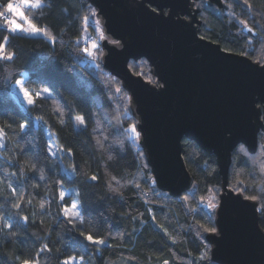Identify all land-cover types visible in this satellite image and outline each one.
I'll return each instance as SVG.
<instances>
[{"label":"trees","instance_id":"16d2710c","mask_svg":"<svg viewBox=\"0 0 264 264\" xmlns=\"http://www.w3.org/2000/svg\"><path fill=\"white\" fill-rule=\"evenodd\" d=\"M224 1L232 7L222 17L214 10L206 9L203 0L196 4L201 9V36L234 53L247 51L253 61L264 60V45L255 43L258 37L253 38L254 44L250 45L249 36L243 33L234 18L247 19L251 25L253 16L243 0ZM250 2L253 8L264 12V0ZM46 4L42 15L36 10H26V14L36 16L34 22L39 26L47 25L56 36L55 42L43 36L17 33L10 37L8 49L14 50L17 58L11 63L0 64V124L10 123L12 126L5 138L7 147L0 149L5 158L0 159V216L13 225L11 230L0 231V264H18L16 258L34 257L44 243L49 244L52 252L44 253L40 264H58L59 259L85 253L89 264H163L166 259L169 264H215L211 247L203 236L206 233L197 236V222L207 225L209 215L213 216L211 226L217 227L216 214L209 213L199 204L207 188L215 187L221 192L222 182L215 156L207 154L195 142L183 139L184 161L194 180V186L184 193L190 197L189 201L183 203L162 192L158 185L154 192L148 191L151 185L146 177L154 178V175L146 155L138 156L143 152L140 144L123 139L119 125L120 121L125 126L129 122L136 123L130 110L123 114L125 107L129 108L124 94H129L121 80L103 68L101 58L85 64L83 54L75 44L76 37L84 36L81 18L87 14L88 6L95 9L94 6L89 0H46ZM256 19L264 23L260 16ZM0 24H3L2 20ZM88 29L94 32L93 26ZM61 30H64L62 35ZM130 65L134 73L142 71L143 78L154 79L146 59L131 60ZM25 73V84L30 91L48 87L53 93L47 99L37 100L34 108H25L13 90L15 79H23ZM117 87L123 90L122 93L115 92ZM57 105L63 110V117L55 111ZM29 115L30 122L26 119ZM76 115L84 116L86 121L85 127L79 130L74 124ZM60 119H64L63 125ZM21 122L29 123L24 132L17 127ZM48 131L55 136L59 151L61 145L64 149H72V155L67 151L60 152L68 167L77 166L73 175L64 171L60 157L46 156ZM97 140L101 143L97 144ZM118 140H123V144L117 143ZM186 151L192 155L187 156ZM109 156L113 159L109 160ZM250 156L255 159L259 150ZM231 160L230 185L239 178L254 182L248 194L259 192L260 163L253 164L235 150ZM143 164H147V168H143ZM31 165L36 166L35 171ZM41 172L43 179L40 178ZM237 173H240L239 177ZM93 174L97 175V181L87 178ZM112 176L120 183L113 181ZM135 182L148 192L147 197L133 187ZM9 183L24 195V203L18 212L12 206L18 197L10 196ZM109 184L118 191H111ZM61 187L66 193L64 204L79 201L85 223L78 230H73L59 214L58 189ZM42 201L43 209L40 207ZM189 209L196 211L190 212ZM152 215L156 216L155 222ZM18 216L29 217L28 225L25 226ZM165 228L175 237L176 243L165 234ZM79 230L99 235L106 239V243L99 246V251L93 252V246L83 242ZM10 232L16 235H10ZM205 246L210 249V260L200 261L199 255L205 251Z\"/></svg>","mask_w":264,"mask_h":264},{"label":"water","instance_id":"95a60500","mask_svg":"<svg viewBox=\"0 0 264 264\" xmlns=\"http://www.w3.org/2000/svg\"><path fill=\"white\" fill-rule=\"evenodd\" d=\"M200 1L89 3L105 35L120 41V46L101 41L102 65L132 97L129 110L142 130L139 144L158 188L178 198L194 186L183 157V139L214 155L222 182L218 201L222 207L215 211L217 234L203 235L211 247L212 262L264 264V236L256 230L260 213L254 202L238 198L229 186L232 154L239 143H245L250 154L258 151L262 130L255 109L264 98V73L250 57L225 53L219 43L201 39L203 22L196 6ZM203 1L219 17L229 10L224 0ZM140 59L148 61L154 83L129 68L131 60ZM0 159L5 160L1 152Z\"/></svg>","mask_w":264,"mask_h":264},{"label":"snow or ice","instance_id":"6c2138e0","mask_svg":"<svg viewBox=\"0 0 264 264\" xmlns=\"http://www.w3.org/2000/svg\"><path fill=\"white\" fill-rule=\"evenodd\" d=\"M243 3L247 6L249 12L252 14L253 19L251 21V25L249 24V21L247 19H240L239 17L234 18L237 20V22L241 25V29L244 31H247L250 35L248 38V42L250 45L254 44L253 37H258L259 39L255 41V43H260L261 45H264V23H261V20L256 19L257 16H260L262 20H264V12H261L259 9L253 8V4L250 2V0H243ZM47 6L46 0H17V2H14V0H0V20L3 21V24H0V33H8L7 35L0 34V64L2 63H11L17 58V53L12 50L9 51V40L12 35H15L17 33L23 32L28 35H40L45 38H47L51 42H55L56 36L52 34L51 29L47 26H39L37 22H34L37 20L36 16H29L26 14V10H36L41 13L42 10ZM198 7V5H196ZM229 7H232L231 4H229ZM66 10V9H65ZM98 13L95 9H93L91 6H88L87 14L83 15L82 25H83V32L84 36L76 37L75 38V44L78 47L79 51L83 53L84 55H87L89 58H91L93 61H98L103 56V49L101 48L99 41L108 40L109 43L120 46L119 40H112L109 39L103 30L101 21L97 19ZM234 15V14H233ZM20 21H23L21 23ZM24 24H27V27H24ZM93 26V30L96 33V36L93 37L92 35L88 34V27ZM64 30H61V35L63 34ZM201 39H204L202 36ZM83 43V47H79ZM255 50V49H254ZM225 53L231 54L230 49H223ZM241 56H249L250 54L247 51H242L239 53ZM254 63L257 65V69L264 73V60H256ZM96 67L99 69L100 64L97 63ZM132 67L131 65L129 66ZM103 71V69H101ZM138 76H143L144 73L136 72L135 73ZM15 86L18 93L22 94L23 102L26 103L28 106H31L34 108L36 106L37 100L43 98L47 99L51 96V92L49 89L44 88L38 91H30L28 87L25 86V81L22 79H15ZM148 83L152 84L154 83L153 79L151 77L148 78ZM159 86V85H157ZM122 89L117 87L115 89V92L120 94L122 93ZM124 98L127 100L128 105L130 106L132 97L127 96L124 94ZM260 107L255 109V115L259 123V128L262 130L258 133L259 139L256 142V149L259 150V156L255 159L250 156V149L245 146V143H239V146L235 148V151L237 154H242L244 157H248V159L252 160L253 164L260 163V191L256 194H248L249 191L252 189V184L254 182H245L242 179L237 178L233 184L230 185V192L235 193L236 196L242 197L245 201H252L254 202L255 211L257 213L261 214V219L259 224L257 225V232L264 236V227H261V225H264V162H260L261 160H264V98H260L259 101ZM129 110L128 106L125 107L124 113L126 114ZM56 112L60 113L61 117H63L64 113L63 110L59 105H57ZM30 122V115L26 118ZM38 120H43L42 117H37ZM75 121L77 122L78 126L86 125V121L84 116L82 115H76ZM60 124L63 125L65 123L64 119H60ZM120 129H121V135L123 136V139L131 140L135 143H139L142 136V130L138 127L137 123H127V126H125L123 121L119 122ZM29 126V123L21 122L18 123L17 127L20 132H24L25 129ZM12 126L10 123L0 124V149H5L7 147L6 145V137L8 135V131L11 130ZM107 139V137H105ZM52 141V137H49V142L45 146L46 150V156H56L57 152L55 151V144ZM101 142L97 140V144H100ZM117 143L123 144V140H118ZM60 151H67L69 155H72V149H64V147L61 145ZM252 151H255V149H252ZM187 156H191L192 153H188L186 151L185 153ZM144 153L139 152L138 156L143 157ZM109 160H112L113 158L111 156L108 157ZM207 163V162H205ZM73 171H76L77 166L73 165ZM143 168H147V164L142 165ZM31 168L33 171H35L36 166L31 165ZM20 174L23 175V169L20 170ZM11 175L15 176L16 173H12ZM240 173H237V177H239ZM41 179H43V173L41 172ZM88 179L92 181H97L98 177L97 175L93 174L90 177H87ZM111 179L115 181L117 184L120 183L119 180L115 176H112ZM146 179L150 182L151 187L148 189V191L154 192L155 186L157 184V180L153 177H146ZM2 182V181H0ZM133 187L140 190L144 197H147L148 192L143 191L141 188V184L138 182L133 183ZM109 188L111 191L116 192L118 189L112 188L111 184H109ZM8 189L10 196L12 198H17L16 202L12 205L15 209H17V212L22 207V204L24 203V195L23 193H19L18 189L12 184H8ZM206 195H201L199 204L203 205L204 208H206L209 213H215L217 208L222 207L218 203V201L221 199L219 189L212 187L207 188ZM79 195V193H77ZM192 196H195V192L192 193ZM58 199L61 202V207L59 210V214L63 215L64 219L72 226L73 230H78L82 228V226L85 223V217L82 214V212L79 210V206L72 202L71 204H64L63 202L66 199V193L64 192L63 188L58 189ZM183 203H187L190 199L188 195H184L183 197H178ZM145 203L148 201L145 200ZM28 203H31V200L28 201ZM40 207L44 208V202L42 201L40 204ZM190 212L196 211L195 209H189ZM149 213L151 214V210H149ZM18 219L23 220L27 222L29 220V217L27 216H18ZM132 219H137V217H132ZM213 219L212 215L208 216L209 223L201 224L197 222V236H201L204 233L208 234H217L218 229L215 226H211V221ZM152 220L156 221V216L152 215ZM0 231L3 229H9L11 230L13 225L11 223H8L6 218L4 216H0ZM141 222H145L141 220ZM162 227V226H161ZM164 232L166 235L169 236V239L172 240L173 243H176L175 237H173L170 233H168L167 229H164ZM10 235H16L14 232H10ZM79 236L82 237V240L84 243L88 245L93 246V252L99 251V246H102L106 243V239L100 237L99 235H94L92 232L79 230ZM210 249L205 246V251L200 253L199 260H210V257L208 256V252ZM52 249L49 246V244L44 243L40 249L35 253L34 257L26 258L23 260H19V258H16L18 260V264H40L41 257L44 253H51ZM191 255V253H189ZM195 259V258H194ZM58 264H89V258L87 257V253L84 255H71L64 257L62 259L58 260ZM163 264H169V260H164Z\"/></svg>","mask_w":264,"mask_h":264},{"label":"rangeland","instance_id":"374dc122","mask_svg":"<svg viewBox=\"0 0 264 264\" xmlns=\"http://www.w3.org/2000/svg\"><path fill=\"white\" fill-rule=\"evenodd\" d=\"M14 2H17V0H14ZM20 22L23 23V21H20ZM27 26H28L27 24H24V27H27ZM90 32H91V30L88 29V33H90ZM20 33H23V32H20ZM24 34H25V33H24ZM27 35H28V34H27ZM29 36H33V35H29ZM36 36H40V35H36ZM26 76H27V74L25 73L24 76H23V79H22V80L25 81ZM25 86H26V84H25ZM45 88L49 89L48 87H45ZM13 90H14V93H15V95L17 96L18 100L22 103V105H24L25 108L30 107V106H28L26 103L23 102L22 94L18 93V91L16 90V86H15V85H14ZM49 91L51 92L50 89H49ZM52 95H53V93L51 92V96H52ZM74 124H75V127H76L77 130L82 129V128L85 127V125L78 126V125H77V122L75 121V118H74ZM47 136H49V137L51 136V137H52V141H51V142H53V143L55 144V151L57 152V155H56V156L60 157V159H61V163H62V168L64 169V171H65L68 175H73V174H74L73 167H71V166L68 167V165H67V161L62 157V153L59 151V148H58V146L56 145L55 136H53V134H52L50 131L47 132ZM76 191H77V190L74 189V192H76ZM74 202L79 206V201H78V200H75ZM80 211H81V210H80Z\"/></svg>","mask_w":264,"mask_h":264},{"label":"built area","instance_id":"2783aa9c","mask_svg":"<svg viewBox=\"0 0 264 264\" xmlns=\"http://www.w3.org/2000/svg\"><path fill=\"white\" fill-rule=\"evenodd\" d=\"M90 35H92L93 37H95L96 36V34L95 33H89ZM99 44H100V46H101V42L99 41ZM84 45H83V43L81 44V47H83ZM83 54V53H82ZM83 59H84V62H85V64H87V63H92L93 62V60L91 59V58H89L87 55H84L83 54Z\"/></svg>","mask_w":264,"mask_h":264}]
</instances>
